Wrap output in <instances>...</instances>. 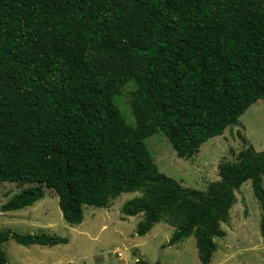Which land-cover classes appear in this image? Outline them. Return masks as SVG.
<instances>
[{
    "label": "trees",
    "instance_id": "1",
    "mask_svg": "<svg viewBox=\"0 0 264 264\" xmlns=\"http://www.w3.org/2000/svg\"><path fill=\"white\" fill-rule=\"evenodd\" d=\"M131 80L135 126L115 101ZM260 99L264 0H0V182L32 184L2 209L32 206L49 188L64 220L79 225L87 206L140 192L122 206L125 217L144 215L137 234L165 221L175 228L169 245L195 235L209 264L248 180L264 235V150L246 144L203 191L162 172L146 139L160 129L191 158ZM9 239L69 242L0 230V264H13Z\"/></svg>",
    "mask_w": 264,
    "mask_h": 264
},
{
    "label": "rangeland",
    "instance_id": "2",
    "mask_svg": "<svg viewBox=\"0 0 264 264\" xmlns=\"http://www.w3.org/2000/svg\"><path fill=\"white\" fill-rule=\"evenodd\" d=\"M137 89V81L131 80L115 96L116 103L132 126L136 125L133 100ZM146 143L162 172L185 187L206 191L212 181L219 179V165L236 161L237 154L246 144L257 151L264 150V99L252 104L239 118L238 124L206 141L191 158L179 157L160 129L147 137ZM29 185L32 184L0 182V230L49 232L66 236L69 242L54 246L23 245L9 239L3 243V250L13 264H138L139 258L150 264L156 261L161 264H203L195 235L169 245L175 228L165 221L155 224L144 236L137 234V225L144 215L125 217L122 206L140 192H124L111 200L109 207L87 206L83 222L70 225L64 220L58 195L49 188H46L45 197L34 206L15 211L2 209L11 196ZM261 218V204L254 194L251 180H248L236 191V202L229 219L222 222L226 235L215 237L217 250L209 264H264ZM119 251L123 252L122 256H118Z\"/></svg>",
    "mask_w": 264,
    "mask_h": 264
},
{
    "label": "built area",
    "instance_id": "3",
    "mask_svg": "<svg viewBox=\"0 0 264 264\" xmlns=\"http://www.w3.org/2000/svg\"><path fill=\"white\" fill-rule=\"evenodd\" d=\"M123 255V252L122 251H119L118 252V256H122Z\"/></svg>",
    "mask_w": 264,
    "mask_h": 264
},
{
    "label": "crops",
    "instance_id": "4",
    "mask_svg": "<svg viewBox=\"0 0 264 264\" xmlns=\"http://www.w3.org/2000/svg\"><path fill=\"white\" fill-rule=\"evenodd\" d=\"M40 201V200H39ZM39 201H37L35 204H37ZM32 206H34V205H32ZM36 206V205H35ZM139 215V214H138ZM129 217H131V216H129ZM143 220V219H142ZM157 224V223H156Z\"/></svg>",
    "mask_w": 264,
    "mask_h": 264
}]
</instances>
